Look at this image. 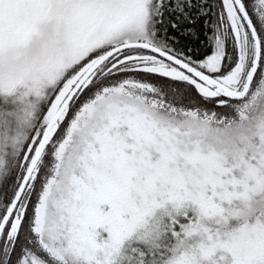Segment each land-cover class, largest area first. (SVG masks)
I'll return each mask as SVG.
<instances>
[{
    "label": "snow or ice",
    "instance_id": "1",
    "mask_svg": "<svg viewBox=\"0 0 264 264\" xmlns=\"http://www.w3.org/2000/svg\"><path fill=\"white\" fill-rule=\"evenodd\" d=\"M0 264H264V0H0Z\"/></svg>",
    "mask_w": 264,
    "mask_h": 264
}]
</instances>
